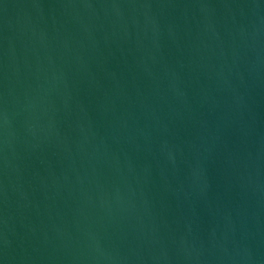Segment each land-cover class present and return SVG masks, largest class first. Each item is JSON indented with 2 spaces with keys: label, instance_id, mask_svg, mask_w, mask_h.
<instances>
[{
  "label": "water",
  "instance_id": "1",
  "mask_svg": "<svg viewBox=\"0 0 264 264\" xmlns=\"http://www.w3.org/2000/svg\"><path fill=\"white\" fill-rule=\"evenodd\" d=\"M0 264H264V0H0Z\"/></svg>",
  "mask_w": 264,
  "mask_h": 264
}]
</instances>
